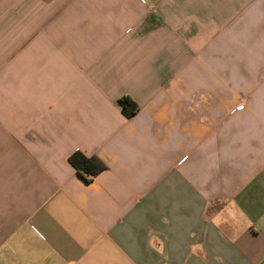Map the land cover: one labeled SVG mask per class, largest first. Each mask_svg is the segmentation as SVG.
I'll return each mask as SVG.
<instances>
[{
  "label": "crops",
  "instance_id": "1",
  "mask_svg": "<svg viewBox=\"0 0 264 264\" xmlns=\"http://www.w3.org/2000/svg\"><path fill=\"white\" fill-rule=\"evenodd\" d=\"M0 264H264V0H0Z\"/></svg>",
  "mask_w": 264,
  "mask_h": 264
},
{
  "label": "trees",
  "instance_id": "2",
  "mask_svg": "<svg viewBox=\"0 0 264 264\" xmlns=\"http://www.w3.org/2000/svg\"><path fill=\"white\" fill-rule=\"evenodd\" d=\"M122 115L126 118L134 116L137 112V105L127 97L117 101ZM69 164L79 175L96 176L106 169V166L98 159L87 158L80 152H75L69 159Z\"/></svg>",
  "mask_w": 264,
  "mask_h": 264
},
{
  "label": "built area",
  "instance_id": "3",
  "mask_svg": "<svg viewBox=\"0 0 264 264\" xmlns=\"http://www.w3.org/2000/svg\"><path fill=\"white\" fill-rule=\"evenodd\" d=\"M242 109H243V106L240 105V106H238L235 110H237V111H241Z\"/></svg>",
  "mask_w": 264,
  "mask_h": 264
}]
</instances>
